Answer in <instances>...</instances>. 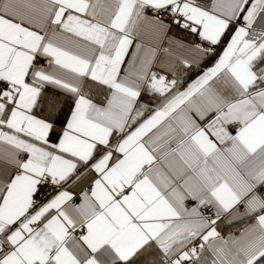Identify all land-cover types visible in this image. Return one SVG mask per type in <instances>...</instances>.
Returning a JSON list of instances; mask_svg holds the SVG:
<instances>
[{
  "label": "snow or ice",
  "instance_id": "obj_1",
  "mask_svg": "<svg viewBox=\"0 0 264 264\" xmlns=\"http://www.w3.org/2000/svg\"><path fill=\"white\" fill-rule=\"evenodd\" d=\"M0 264H264V0H0Z\"/></svg>",
  "mask_w": 264,
  "mask_h": 264
}]
</instances>
